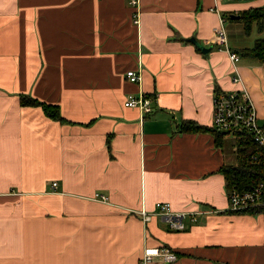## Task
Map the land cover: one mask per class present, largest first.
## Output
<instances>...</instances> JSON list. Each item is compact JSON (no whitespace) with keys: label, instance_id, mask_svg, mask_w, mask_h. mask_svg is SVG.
<instances>
[{"label":"crops","instance_id":"0c3cea01","mask_svg":"<svg viewBox=\"0 0 264 264\" xmlns=\"http://www.w3.org/2000/svg\"><path fill=\"white\" fill-rule=\"evenodd\" d=\"M263 2L0 0V264H143L154 245L176 259L146 264H264L263 215L228 209L221 168L236 161L234 135L219 146L210 131L177 132L183 119L212 126L213 93L240 86L211 42L219 18L227 30L226 13ZM227 36L262 123L264 58ZM140 90L149 112L123 104ZM21 93L67 121L21 105ZM156 201L205 212L171 230Z\"/></svg>","mask_w":264,"mask_h":264},{"label":"built area","instance_id":"2783aa9c","mask_svg":"<svg viewBox=\"0 0 264 264\" xmlns=\"http://www.w3.org/2000/svg\"><path fill=\"white\" fill-rule=\"evenodd\" d=\"M130 4H137V0H130ZM136 18V12L133 14ZM137 19V18H136ZM135 19V20H136ZM224 17L219 18V25L214 27L211 42L216 44L220 49L226 51L228 58L232 64L233 73L231 75L232 83H240L239 88L233 90H226L214 92L212 95V126L220 131H227L235 133L237 130H246L252 136L253 141L261 149L264 150V122L257 121L256 110L251 101L248 89L242 84L241 76L237 72V62L239 54L232 50L228 44L227 30L224 27ZM125 76L132 82H138L141 75L137 69H128L125 71ZM151 98L148 97L142 90L135 93H127L123 104L127 107H138L141 113L149 112L151 109ZM56 182H53L55 185ZM100 200H104L105 196L100 195ZM228 202L230 210L246 209L256 205L264 206V178L255 182L250 188L247 189H231L228 192ZM155 213L159 214L168 222L169 227L172 229H182L184 226L183 216L187 212H175L172 210L168 202L156 201ZM205 211L190 212L191 220L196 221L197 214H203ZM140 214L142 219L148 220L151 213L141 209ZM154 256H160L165 262L172 261L176 258V253L169 247L145 246L141 255V262L148 263Z\"/></svg>","mask_w":264,"mask_h":264},{"label":"trees","instance_id":"16d2710c","mask_svg":"<svg viewBox=\"0 0 264 264\" xmlns=\"http://www.w3.org/2000/svg\"><path fill=\"white\" fill-rule=\"evenodd\" d=\"M229 13L225 14V19L228 21H240L242 22V29L246 35L251 31V27L254 25L257 33L259 34L253 40V44L249 47H239L236 50L241 55L252 54L256 57L264 58V4L261 6L247 7L237 11L240 15L239 18H229ZM218 92V91H216ZM19 103L27 106H38L42 109L44 115L59 122H66L60 114L59 106L53 103H46L32 97L29 94L21 93L19 96ZM210 131L214 137V143L220 146L223 136L229 134L227 131H220L213 126H205L199 124L194 119H183L179 122L177 132H208ZM231 134V133H230ZM234 135L235 144V159L232 164H224L221 168V172L225 177V188L227 192L231 189H247L250 188L255 182L264 178V150L261 149L252 139L250 133L246 130H237L232 133ZM241 212H247L249 214L260 213L264 219V206L256 205L250 208L241 209ZM238 211V212H239Z\"/></svg>","mask_w":264,"mask_h":264},{"label":"rangeland","instance_id":"374dc122","mask_svg":"<svg viewBox=\"0 0 264 264\" xmlns=\"http://www.w3.org/2000/svg\"><path fill=\"white\" fill-rule=\"evenodd\" d=\"M264 3V2H263ZM258 5H262V4H258ZM225 26L227 27V30H228V32H229V38H230V41H231V43H236V44H238V45H240V46H248L249 47V45H252L253 44V40L256 38V37H258L259 36V34L257 33V30L255 29V27H254V25L251 27V31H250V33L248 34V35H246L245 33H244V31H242V22H240V21H226L225 22ZM238 27H240V28H238ZM241 29V30H240ZM222 49V48H221ZM225 138H228V140L229 141H231V140H233V136H232V134H227L226 135V137ZM227 140V139H226ZM227 140V141H228ZM230 143V142H229ZM231 144V143H230ZM226 145V147H225V151H226V154L227 155H231L232 154V152H231V149H230V147L227 145V144H225ZM231 146H232V144H231ZM232 161H234V158L232 157V158H230ZM229 207V206H228ZM229 209V208H228ZM230 210V209H229ZM239 210H241V209H239ZM239 210H235V211H239ZM174 211V210H173ZM183 210H181V211H175V212H182ZM198 211H201V210H198ZM232 211H234V210H232ZM185 212H187V214L186 215H189V218H190V214L188 213V211H185ZM157 214V213H156ZM199 214V213H198ZM197 214V215H198ZM157 215H159V214H157ZM186 215H184L183 217H185ZM151 216V215H150ZM160 216V215H159ZM161 217V216H160ZM182 217V218H183ZM162 218V217H161ZM191 219V218H190ZM146 221V220H145ZM194 221V220H193ZM183 223H184V218H183ZM167 225H168V228L169 229H171V230H182V229H172V228H170L169 227V224H168V222H167ZM184 226H185V223H184ZM184 226L182 227V228H184ZM154 246H156V245H154ZM145 247V246H144ZM149 247H152V246H149ZM157 247H164V246H157ZM154 257H159V258H161L160 256H154ZM153 259V258H152ZM176 259V258H175ZM174 259V260H175ZM150 261V260H149ZM148 261V262H149ZM163 261V260H162ZM173 261V260H172ZM169 262H171V261H169ZM169 262H166V263H169Z\"/></svg>","mask_w":264,"mask_h":264},{"label":"water","instance_id":"95a60500","mask_svg":"<svg viewBox=\"0 0 264 264\" xmlns=\"http://www.w3.org/2000/svg\"><path fill=\"white\" fill-rule=\"evenodd\" d=\"M240 15L238 13H230L229 14V18L233 19V18H239ZM188 40L191 42H193L195 45H197V47L203 52L205 53L206 51H208L210 49V47L204 46L202 44H200L193 36H191L190 38H188Z\"/></svg>","mask_w":264,"mask_h":264}]
</instances>
